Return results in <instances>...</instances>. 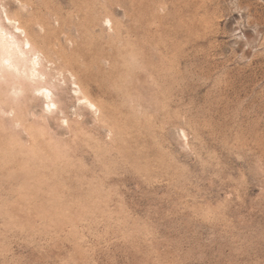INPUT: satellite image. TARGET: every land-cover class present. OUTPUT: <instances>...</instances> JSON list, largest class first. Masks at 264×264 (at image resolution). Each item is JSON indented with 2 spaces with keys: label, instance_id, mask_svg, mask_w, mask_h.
I'll return each mask as SVG.
<instances>
[{
  "label": "rangeland",
  "instance_id": "obj_1",
  "mask_svg": "<svg viewBox=\"0 0 264 264\" xmlns=\"http://www.w3.org/2000/svg\"><path fill=\"white\" fill-rule=\"evenodd\" d=\"M0 6L57 106L0 83V264H264V0Z\"/></svg>",
  "mask_w": 264,
  "mask_h": 264
},
{
  "label": "bare ground",
  "instance_id": "obj_2",
  "mask_svg": "<svg viewBox=\"0 0 264 264\" xmlns=\"http://www.w3.org/2000/svg\"><path fill=\"white\" fill-rule=\"evenodd\" d=\"M25 8L26 4H21L22 11L25 10ZM33 12L34 10L32 7V12L30 14L34 15ZM107 22L109 23V21ZM39 30L42 31V39H45L49 35L48 29L45 26L41 25V29ZM45 73L41 69L39 55L36 53L26 30L20 25L18 20L10 18L8 14L4 12V17L2 18L0 16V83L6 85V96L12 103H14L20 99V97H23L26 92L37 94L43 99L45 107L44 111H46L45 113H53L57 109V106L52 100V89L50 90L48 86L49 83L42 81V78L46 76ZM55 77L56 76H54V78ZM73 84L74 88L72 91L75 97L74 99L77 100L78 104L86 109H89V111L93 113L99 112L95 104L87 96H85L81 88L76 83H72V85Z\"/></svg>",
  "mask_w": 264,
  "mask_h": 264
}]
</instances>
